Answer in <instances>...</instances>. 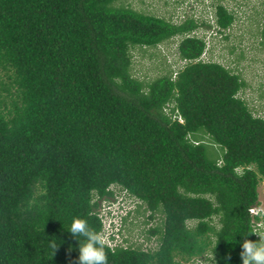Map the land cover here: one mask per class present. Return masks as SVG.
Wrapping results in <instances>:
<instances>
[{"label":"trees","instance_id":"trees-1","mask_svg":"<svg viewBox=\"0 0 264 264\" xmlns=\"http://www.w3.org/2000/svg\"><path fill=\"white\" fill-rule=\"evenodd\" d=\"M117 2L0 0V264H76L84 238L70 224L99 232L110 184L136 200L130 219L159 220L142 248L124 217L116 233L131 245L107 246V264H242V243L260 239L247 208L264 183V117L239 74L201 58L192 31L207 23ZM212 6L220 31L233 13ZM258 33L264 43V20ZM176 36L183 64L131 74V49Z\"/></svg>","mask_w":264,"mask_h":264},{"label":"rangeland","instance_id":"rangeland-1","mask_svg":"<svg viewBox=\"0 0 264 264\" xmlns=\"http://www.w3.org/2000/svg\"><path fill=\"white\" fill-rule=\"evenodd\" d=\"M217 1L230 10L234 17L220 31L214 26L212 12V3ZM117 3L130 5L134 9L162 16L173 22L192 16L207 23L208 25L202 24L192 31L204 40L201 58L220 62L239 74L245 81V86L238 95L246 101L254 114L264 117V43L260 41L258 33L264 20V0H118ZM178 39L179 36H176L157 46L131 49V74L139 79L150 80L168 69L179 67L184 60L177 56ZM0 79L7 81L1 71ZM256 189L258 205L264 211V183L259 181ZM102 203L104 201L100 199L99 205ZM140 222L141 219L137 218L126 224L128 230L123 234H127L125 236L128 241L135 242L140 236V241H145V232H140L145 227ZM145 243H151V240ZM191 264H194L193 261Z\"/></svg>","mask_w":264,"mask_h":264},{"label":"clouds","instance_id":"clouds-1","mask_svg":"<svg viewBox=\"0 0 264 264\" xmlns=\"http://www.w3.org/2000/svg\"><path fill=\"white\" fill-rule=\"evenodd\" d=\"M159 44L160 43L156 44L155 46ZM177 116H178V121H181L179 120L181 119V117L179 115ZM108 189L112 192V195L108 199H104V198L102 199L104 203L98 205L97 214L99 217L102 216V218L105 221L109 222L111 228L113 229L112 234L118 231L119 225L123 221L124 217H126V219L124 220L125 225L126 222L128 223L129 220L132 222V220L134 221L137 218L141 219L142 222H140V224L144 225L145 227L143 228V230L140 231L141 233L144 232L148 228V226L153 225L154 221L159 220L157 214L155 215L154 220L153 219L148 220V218L146 217V215L149 213L148 211L145 214L139 211L137 218L130 219L132 215L135 216V211H133V209L137 206L134 197L131 196V194H128L125 188L120 187V185L118 184H110L108 186ZM255 206H257V204H255ZM255 216L256 219H260L264 223V212L260 214H256L253 217L255 218ZM117 220H118V225L116 224ZM115 226H117L118 229L114 230ZM68 232L75 238L77 236L84 238V241L82 243L79 242V256L76 261V264H107L108 257L105 248L107 247L108 242L104 234L91 229L87 221L79 217L73 218ZM261 232H262L261 235L264 236V230ZM141 233L139 234L141 235ZM112 234L111 236H113ZM252 234L259 236L260 239L258 242L245 240L242 243V251L240 253L242 264H264V237H261L257 233H252ZM120 235L122 236V233ZM149 239L150 238L145 239V241H148ZM49 247L52 249V256H53L55 250L58 248V245L54 241H50ZM197 258H199L202 262L196 263L195 260ZM197 258L195 259L189 258L184 260L182 263L188 264L189 261L192 260L194 264H208L207 260L203 261L201 257H197Z\"/></svg>","mask_w":264,"mask_h":264},{"label":"built area","instance_id":"built-area-1","mask_svg":"<svg viewBox=\"0 0 264 264\" xmlns=\"http://www.w3.org/2000/svg\"><path fill=\"white\" fill-rule=\"evenodd\" d=\"M179 120H181V119H179ZM247 210H248V213L250 215V221H251V224H252V229L254 230L255 233L259 234L262 237V235H261L262 232L261 231L264 230V223L262 222V220L256 219L253 216L256 215V214L263 213L264 211L262 210V208L259 205H257V206L251 205V206H249L247 208ZM100 219H101L102 227H101L99 232L104 234V236L106 237L107 242H108L107 246H109L110 248H113L117 244H120L122 247L126 246L127 244L131 245L129 243L121 242L122 241L121 240L122 236L119 235L118 233H114V235H113L112 234L113 229L111 228L109 222L105 221L102 218V216L100 217ZM116 222H117L116 224L118 225V220ZM115 229H118L117 226H115L114 230ZM111 234L113 236H111ZM140 240H142L141 236H140L139 240H137L136 242H139ZM149 240H151V243H145V241H141L142 248H150V247L152 248L153 246H155V244H156L155 237L151 236ZM191 262H192V260H190L188 264H191ZM197 262L201 263L202 261L199 258H197L196 263Z\"/></svg>","mask_w":264,"mask_h":264}]
</instances>
